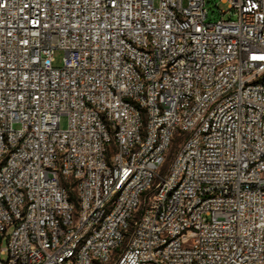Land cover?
Masks as SVG:
<instances>
[{"label":"built area","instance_id":"1","mask_svg":"<svg viewBox=\"0 0 264 264\" xmlns=\"http://www.w3.org/2000/svg\"><path fill=\"white\" fill-rule=\"evenodd\" d=\"M222 1L0 0V264H264V0Z\"/></svg>","mask_w":264,"mask_h":264},{"label":"rangeland","instance_id":"2","mask_svg":"<svg viewBox=\"0 0 264 264\" xmlns=\"http://www.w3.org/2000/svg\"><path fill=\"white\" fill-rule=\"evenodd\" d=\"M206 6L209 11L207 21L214 22L221 18L228 19L229 17H233V18L237 17V15L234 14V11L229 8V4L226 2H223L222 0H206ZM223 10L227 12L225 14H221V11ZM62 56H63L62 50L56 51L55 53L56 60L54 62L56 66L61 65ZM60 125H61V128L67 127L68 119L66 115L62 116ZM14 127L15 128L19 127V123H14ZM179 144H180V139L177 138L172 148L170 149V153L168 155L166 162L163 165V169H162L163 171L167 169L174 152L179 147ZM1 258L4 259V256H2ZM113 263H114V260L108 262L107 264H113Z\"/></svg>","mask_w":264,"mask_h":264}]
</instances>
